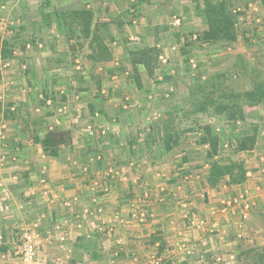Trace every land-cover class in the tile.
I'll list each match as a JSON object with an SVG mask.
<instances>
[{
  "label": "crops",
  "instance_id": "crops-1",
  "mask_svg": "<svg viewBox=\"0 0 264 264\" xmlns=\"http://www.w3.org/2000/svg\"><path fill=\"white\" fill-rule=\"evenodd\" d=\"M80 1L15 0L9 13L19 28L10 30V36L7 34L1 48L0 149L5 147V161L0 164V252L10 258L23 226L37 234L40 264H256L240 254L241 251L264 248V132L259 133L255 147L246 155L255 166L253 169L246 166L243 184L224 182L209 191H200L197 183L209 165L183 174L184 169H190L189 165L194 166V163H185L189 160L186 158L189 148H185L180 153V160L176 159L174 163L157 160L155 154L159 150L152 152L150 159H142L135 153L140 151L138 143H149L148 150L152 151V142L149 139L140 142L136 136L138 143H127L130 132H120L138 120L137 112L146 101L145 97L157 106V100L161 98L159 93L166 90V83L157 82V90L152 87L149 92L143 79L144 68L138 65L123 74L109 71L111 75L105 78L110 77L111 81L100 83L103 97L99 103L103 111L100 118L107 121L103 122V130L93 133L91 122L87 120L81 121L86 123L79 129L80 112L87 110L88 103L97 101L86 96L98 86H91L87 78L83 80L84 85L79 84L76 78L69 79V76V85H62L60 82L64 79H58L61 69L55 60L63 55L69 59L77 57L82 51L80 43L85 42L87 48L91 35L84 37L77 27H68L66 34L73 36L65 50L59 47V35L46 34L43 38V41H51L53 49L48 47L40 51L43 46L37 48V44L42 43L40 28L62 26V13L88 11L98 24L107 20L95 15L88 0L79 4ZM146 7L150 16L152 14L147 23L157 25V10L160 9L156 4L151 7L150 2ZM139 23L146 24V18ZM18 30L19 36L14 35ZM16 36L21 41L20 47ZM100 37L104 44L111 41L101 34ZM147 39L153 40V36ZM106 46L111 56L104 61L105 68H100V77L109 67L118 66L110 43ZM111 60L113 65H110ZM85 62L88 63L84 60V65ZM86 70L85 67L84 73ZM167 87L173 90L171 85ZM40 88L57 89L60 93L68 91L72 144L60 148L56 157L46 155L34 141L36 133L43 135L36 126L40 119L33 120L30 115L40 109ZM168 93L166 90L165 98ZM12 105L16 106L13 117L18 115L14 120L6 116ZM164 113L166 111L154 109L153 120L161 119ZM55 122L59 123L58 130H63L61 122ZM153 133L154 138L161 134ZM96 137L97 141L94 140ZM175 149L177 146H171L170 152ZM11 157L17 160L11 161ZM140 186H148L144 194ZM239 193H243L248 202L246 211L242 210L243 205L225 210L223 201ZM143 199L147 201L144 206ZM98 208L101 211L94 216ZM142 209L147 218L139 223L134 217ZM95 217H100V221ZM38 219L41 222L34 227ZM110 226L114 227V233L121 234L119 240L111 239ZM161 244L165 245L161 251L164 255L157 251ZM5 264H9V259Z\"/></svg>",
  "mask_w": 264,
  "mask_h": 264
},
{
  "label": "rangeland",
  "instance_id": "rangeland-1",
  "mask_svg": "<svg viewBox=\"0 0 264 264\" xmlns=\"http://www.w3.org/2000/svg\"><path fill=\"white\" fill-rule=\"evenodd\" d=\"M83 1L86 0H81L79 4ZM88 1L90 2L89 5H93L97 17L100 16L107 19L103 21L104 23L98 24L95 22L94 17H92L91 29L93 33H95V36L100 37L101 34L104 38L111 40L108 41L105 46L110 43V48L114 50V57L118 60L115 61V63H118V66L116 65L117 67L114 69H110L109 67L108 72L103 73V77H100V68H105L103 66L104 61H98L94 58V55H96L94 53L96 48L94 45L95 43L92 42L91 39L93 36H91V41L88 43L87 48L84 47L85 42L80 43L82 51L77 54V57L69 59L68 56L63 55V57H59L55 60V64L61 69V76H59L58 79L59 81L64 79V81L60 82L62 85L68 86L69 79L72 78H76L79 84H82L84 82L83 80L87 78L86 80L89 81L91 86L93 84L98 86L97 89L93 88L89 93L90 96H86V98L89 97V99H91L90 97H92L97 99V101L93 100V103H88L86 106L87 110H84L85 113L80 112L78 118L79 129L83 128L84 123H86L81 121L87 120V122H91V131L93 133L103 130L102 127L105 119L100 118L101 113H103L99 104L101 98H103L100 94V83L102 81L106 82V84L110 82L111 78L105 77L110 76L111 73L113 74L118 71L120 72L119 74H123L126 70H130L131 67L133 68L128 58L129 52L139 51L143 48H154L158 51V55L152 73L149 74L143 66V79L145 80L146 86L150 92L152 87L157 90V82H164L167 86L171 85L173 90L171 87L166 86L165 89L168 90L169 93L166 98L164 97L166 90L159 93L161 98L157 100L159 102L157 106L151 103V99L145 97L146 101L142 103L143 106H141V110L137 112L138 120L135 121V124L130 125L127 130L120 129V132H130L131 137L126 140L127 143H138V141H136L137 136L140 142H146V140L149 139V142L151 141L152 146H154L151 151L148 150L149 143H138L140 151L137 150L134 152L143 157L142 159H150V156L153 154L152 152L159 150V152L155 154L157 160L166 162L173 161L174 163V161L179 158L180 153L183 152L185 148H189V151H187L188 155H186V158H189V160L185 163H194V166L191 168L189 165L190 169H184L183 174L186 175L201 170L204 164L210 165L213 161L241 162L244 164L245 168L247 166L248 169H253L254 167L252 166H255V163H250L249 159L246 157L249 152H236L233 148L242 138L251 136L256 132V139H258L259 133L264 132V102L253 107H243V120L237 121L240 123V125L237 126L236 122L233 123L228 120L225 114H217L212 108H209L205 112H198L197 102L193 103L189 96V88L196 84L195 78L197 73L203 71L207 74H213L218 72L224 69L236 57L243 59V61L246 60L247 62L253 63V66H259L261 71L264 72V0H229L231 5L230 11L232 9L231 12L234 13L233 10L236 9V11L239 12L237 14L238 21L236 26L238 36L235 43L225 47L197 43L196 36L199 34L201 35L207 27L201 19L196 17L193 12L192 3L189 0H155L156 3L152 0ZM148 2H150L151 7L156 4L157 8L160 9L157 10V25L149 24L150 20L148 21V17H151L152 14L150 16V13H148L149 10L146 7L148 6ZM120 16L123 19H121ZM142 18H146V24L139 23L140 20L142 21ZM176 20H178V23H175ZM14 28L17 30L19 27H12L9 31L14 30ZM40 29V32H43L42 38H40V43L42 42L43 48H41L40 51L48 47L53 49V44L50 40L47 39L43 41V38L47 37V35H52L53 37L59 35L60 46H58L62 49L64 48V50L68 48L70 43L69 40L73 35L66 34V29H63L62 26H56L55 24L51 27L43 26V30L42 28ZM51 30L53 32H50ZM19 32V30L18 32H14V35L16 34L19 36L21 33ZM8 34L10 36V33ZM149 36H153V40L147 39ZM12 38L13 37L10 39L12 40ZM17 38L16 36L17 45L20 47L21 41L17 40ZM140 38H144L145 40L143 41ZM48 41H50V43L47 46ZM86 42L88 41L86 40ZM113 42H116L115 45ZM12 45L14 46L13 43ZM78 46L79 44L76 45V47ZM7 47L9 48V46ZM106 48H108V46H106ZM10 49H12V47ZM107 50L110 52L109 49ZM116 50L119 52L118 54H116ZM88 54H90V58H88ZM160 54L166 55L168 58L165 66L159 64L158 56ZM76 60L78 62H76ZM84 60L88 62H85L86 65H84ZM190 60L197 65L194 70L190 68ZM110 65H113V62ZM76 67L77 69L75 70ZM85 67L87 70L84 73ZM70 70H73V72ZM172 70H174V73H171ZM109 71H111V73H109ZM160 77L162 80H159ZM201 81H203V79ZM240 81L244 83V81ZM85 88H87V86H85L84 89ZM60 92L61 91L57 89L49 88L45 90L40 88V109L38 108L37 112L33 111L30 115L33 120L40 119V123L37 122L36 126L40 127L42 133L48 130H58L59 123L57 124L55 121L61 122V129L70 130L69 127L71 126V122L69 123V120H71V116H68L69 109L66 96L68 91H65V93ZM117 93L114 94L116 97L118 96ZM142 99L144 100V97ZM197 99L198 97H196L194 101ZM154 109L157 111L163 110L164 112L166 111V113L163 114L161 119L153 120ZM8 112L11 111H7V117L9 116L13 118V120L18 117V115H15L16 117L14 116V118L13 112H11V114ZM36 114L39 116H35ZM205 127H208L211 131V135L217 136L219 141L216 158H213L208 145L204 148L198 143L199 139L204 135ZM169 128L173 132L169 131ZM81 132L83 131L81 130ZM153 132H160L161 134L154 138L152 137V135L155 134ZM132 133L134 134L133 136L131 135ZM39 136L40 135L36 133L34 141ZM96 139L97 137L94 140L97 141ZM166 144L168 147H166ZM170 144H172L171 146H177V149L170 152ZM225 144L228 145L227 148L224 147ZM167 148H169V150H167ZM164 150L169 153H166ZM181 163L184 162L181 161ZM197 174L198 173H196V175ZM143 182H145V180H143ZM147 187L148 186H140L139 189H143L142 192L144 194ZM144 204H147V201L145 202L144 200L142 205L144 206ZM137 205H139V203ZM96 213H94V216L99 215ZM137 217L138 216L134 217V219L142 223L143 221L140 222ZM96 220L100 221V217ZM113 229V226L108 228L111 239L119 240L121 234L117 231L114 233ZM113 233L114 235H112ZM157 248H160L157 250L158 253L164 255V252L161 251H164L165 245L161 244L160 247ZM237 251L240 252L239 249Z\"/></svg>",
  "mask_w": 264,
  "mask_h": 264
},
{
  "label": "trees",
  "instance_id": "trees-1",
  "mask_svg": "<svg viewBox=\"0 0 264 264\" xmlns=\"http://www.w3.org/2000/svg\"><path fill=\"white\" fill-rule=\"evenodd\" d=\"M197 18L206 25L207 29L196 36L197 43L208 45L230 46L237 40V14L230 11L229 0H189ZM93 14L88 11H71L60 14L62 28L77 27L84 37L93 36L95 44L94 55L98 61H106L110 52L99 36L91 31ZM121 26V25H119ZM93 35H92V34ZM6 52V51H5ZM4 52V57L6 54ZM132 66H144L149 74L157 60L158 51L154 48H143L128 53ZM238 57L234 58L224 69L213 74L202 71L196 74V84L189 88V96L193 103L197 102L198 112H205L212 108L217 114H225L227 119L235 123L243 120V107H253L264 102V72L259 66ZM258 65V64H256ZM197 67V65H196ZM203 79V81H201ZM240 80L244 81L242 83ZM197 100L194 101V99ZM167 127V126H165ZM168 130V129H166ZM169 131L173 132L172 130ZM208 127L204 128V135L199 139L201 145H208L212 156H216L218 139L212 136ZM256 132L239 140L233 150L236 152H250L256 144ZM35 143L40 145L42 151L56 157L60 148L72 144L71 130H48L36 138ZM166 147L168 145L166 144ZM169 150V148H167ZM246 180V168L241 162L210 163L206 174L197 183L200 191H209L221 183L241 185ZM250 258L256 264H264V248L241 251L240 255Z\"/></svg>",
  "mask_w": 264,
  "mask_h": 264
},
{
  "label": "built area",
  "instance_id": "built-area-1",
  "mask_svg": "<svg viewBox=\"0 0 264 264\" xmlns=\"http://www.w3.org/2000/svg\"><path fill=\"white\" fill-rule=\"evenodd\" d=\"M14 2L15 0H0V62H2V55H1V48L3 45V41L5 39V36L10 33L9 29L11 27L18 26L16 24V20L12 19L10 17V10L14 8ZM236 11V9H235ZM175 23H178V20L175 21ZM29 46V45H28ZM42 44H37V48H41ZM167 56L160 54L158 56V61L161 66H165L167 63ZM3 63V62H2ZM6 66V65H4ZM190 68L191 70H194L196 68V64L190 60ZM14 105L11 106L10 111H15ZM236 125L239 126L240 123L236 122ZM90 130V128H88ZM225 148L228 147L227 144L224 145ZM233 147V146H232ZM5 147H2L0 149V164H2L5 161V155H4V149ZM17 158L11 157V161H15ZM246 197L243 193H239L232 198H229L228 200L223 201V208L225 210H229L235 206H242V210L245 212L248 208ZM100 208H98L97 213H100ZM243 212V213H244ZM137 218H139V221H144L147 217L146 212L142 209L140 210L139 214H137ZM41 219H38L34 227H37L40 223ZM37 234L35 231H32V229L24 228L22 226L20 232H19V242L16 245V247L13 249V252L10 256V258L7 257V255L0 252V262L5 264V262L9 259V264H40L38 257H37ZM0 245H2L1 237H0Z\"/></svg>",
  "mask_w": 264,
  "mask_h": 264
}]
</instances>
